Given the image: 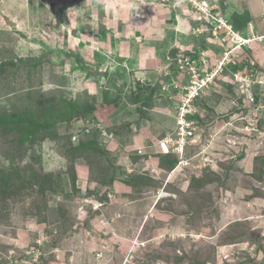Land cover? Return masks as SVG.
Listing matches in <instances>:
<instances>
[{
    "label": "rangeland",
    "instance_id": "1",
    "mask_svg": "<svg viewBox=\"0 0 264 264\" xmlns=\"http://www.w3.org/2000/svg\"><path fill=\"white\" fill-rule=\"evenodd\" d=\"M1 89L0 264H264V0H0Z\"/></svg>",
    "mask_w": 264,
    "mask_h": 264
},
{
    "label": "built area",
    "instance_id": "2",
    "mask_svg": "<svg viewBox=\"0 0 264 264\" xmlns=\"http://www.w3.org/2000/svg\"><path fill=\"white\" fill-rule=\"evenodd\" d=\"M189 95H190L189 98H190V103H191L193 101L192 99H195V92L191 91L189 93ZM185 102H187V101H185ZM181 112H182V113H180L181 119L179 118L178 126H179V129H181V131H182V135L181 136H183L184 137L183 140H185V138H187V135H189L190 132H188L189 126L185 123L184 118H186L187 116H192L193 113L189 109V106H187V105H185L183 107ZM182 142H183V144H185V141H182ZM184 150H185V146H184V148H182V147L179 148V149L177 148L175 154L178 155V156H181V155H183ZM182 163L183 162H181V160H180L179 161V165L182 164Z\"/></svg>",
    "mask_w": 264,
    "mask_h": 264
},
{
    "label": "crops",
    "instance_id": "3",
    "mask_svg": "<svg viewBox=\"0 0 264 264\" xmlns=\"http://www.w3.org/2000/svg\"><path fill=\"white\" fill-rule=\"evenodd\" d=\"M0 91H3V89H1ZM2 96L3 95H0V101L1 100H3L2 99ZM1 106V105H0ZM115 212H118L119 213V210H118V208H116V206L114 207V210L113 211H111V216H112V218L114 217L115 218ZM144 216H146V213H144L143 214ZM143 215H138L137 214V216H136V219H135V221H132L130 218L129 219H127L125 222H127V224H122V225H120V227H121V229L123 230H128V227L130 228V229H134L133 231H137V230H139V231H143L144 230V226L142 225V224H140V223H138V219H139V216H143ZM118 220H122V218L120 217V218H118ZM130 220V221H129ZM132 224V226L131 225H129V224ZM126 225V226H125ZM129 225V226H128ZM188 227V226H187Z\"/></svg>",
    "mask_w": 264,
    "mask_h": 264
},
{
    "label": "trees",
    "instance_id": "4",
    "mask_svg": "<svg viewBox=\"0 0 264 264\" xmlns=\"http://www.w3.org/2000/svg\"><path fill=\"white\" fill-rule=\"evenodd\" d=\"M165 157H169V154H166ZM164 162L166 163V165L168 166V169L169 170H172L173 168H175L178 160L176 158H173V159H166L164 160ZM74 184V183H73ZM75 185V184H74Z\"/></svg>",
    "mask_w": 264,
    "mask_h": 264
},
{
    "label": "clouds",
    "instance_id": "5",
    "mask_svg": "<svg viewBox=\"0 0 264 264\" xmlns=\"http://www.w3.org/2000/svg\"><path fill=\"white\" fill-rule=\"evenodd\" d=\"M193 116V115H192ZM174 154V153H173ZM176 155V154H175ZM176 156H178V155H176ZM179 157V156H178ZM179 165V160H178V162H177V164H176V166H178Z\"/></svg>",
    "mask_w": 264,
    "mask_h": 264
}]
</instances>
